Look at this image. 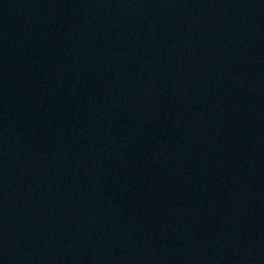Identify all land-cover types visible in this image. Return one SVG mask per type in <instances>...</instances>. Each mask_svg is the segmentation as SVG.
I'll use <instances>...</instances> for the list:
<instances>
[{
  "label": "water",
  "instance_id": "water-1",
  "mask_svg": "<svg viewBox=\"0 0 264 264\" xmlns=\"http://www.w3.org/2000/svg\"><path fill=\"white\" fill-rule=\"evenodd\" d=\"M0 264H264V0H0Z\"/></svg>",
  "mask_w": 264,
  "mask_h": 264
}]
</instances>
